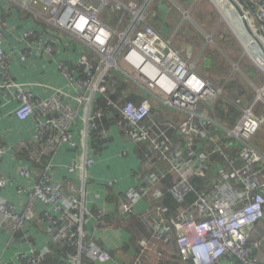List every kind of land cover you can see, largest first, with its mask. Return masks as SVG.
Returning <instances> with one entry per match:
<instances>
[{
    "label": "built area",
    "instance_id": "obj_1",
    "mask_svg": "<svg viewBox=\"0 0 264 264\" xmlns=\"http://www.w3.org/2000/svg\"><path fill=\"white\" fill-rule=\"evenodd\" d=\"M10 1L45 20L49 36L44 48L47 54L56 52V45L61 50L75 46V65L61 63L60 69L84 90V94L77 96L79 104L95 109L90 110L91 115L86 118L88 133L96 130L97 121L109 119L114 111L119 118L116 124L124 130L129 141L137 145L148 144L165 162L167 172H173L177 177L171 193L181 206L180 211L174 218L167 219L166 210L159 208L154 213V220L148 223L145 219L153 230V237L139 242L132 264H145V257L150 256H156L160 261L162 254L157 253L158 247L169 245L173 231L183 264H214L225 257H229L232 264H264L255 254L260 243L252 242L250 236L252 229L264 221V149L254 144L264 126L260 112L264 107V88L256 90L255 100L242 108L234 126L222 125L211 118L210 113L223 96V88L202 77L196 62L190 61L175 47L171 37L163 35L151 24L155 0ZM238 2L264 44V0ZM37 6H41V12ZM106 14L120 16L119 24L110 26L104 20ZM127 17L129 23L124 29L120 28ZM3 30L4 23L0 20V69L4 87L15 88L22 102L16 112L17 118L26 120L38 116L37 142L48 147L62 143L75 147L73 129L81 118L80 112L64 104L61 92L47 101L37 100L11 81L8 76L10 58L2 45ZM63 35L71 38L69 44ZM34 38L33 32L26 35L27 41ZM252 50L255 51H252L254 61L264 72V57L255 47ZM117 78L136 88L142 97L139 104L128 101L119 106L111 100ZM100 98L105 99V108L100 106ZM156 105L185 115L184 122L176 129L179 144L157 140L145 126ZM107 134L106 130L100 132L102 138ZM2 150L0 146V153ZM215 157L225 160L230 169L222 168L212 196L196 193L191 180L203 178ZM92 163V160L88 162ZM165 172L154 171L146 178L150 185L142 184L139 191H131L122 206V213L132 215L140 200L159 196L157 186ZM22 174L28 175L27 172ZM137 179L143 182L145 177L138 176ZM6 186L7 180L0 178V190ZM60 190L44 173L29 194L30 204L25 212H16L0 199V214L15 234L24 232L34 219L40 224H48L61 250L60 264H91V261L124 264L91 241L84 228L86 207L75 196V187H71V194H63ZM193 192L196 199L187 206L186 198ZM37 201L50 206L57 214L61 213V217L55 218L51 212L37 209ZM105 216L102 212L96 214L97 225ZM43 262L34 248L20 255V264Z\"/></svg>",
    "mask_w": 264,
    "mask_h": 264
},
{
    "label": "crops",
    "instance_id": "obj_2",
    "mask_svg": "<svg viewBox=\"0 0 264 264\" xmlns=\"http://www.w3.org/2000/svg\"><path fill=\"white\" fill-rule=\"evenodd\" d=\"M36 8L41 12V6ZM159 11L160 21H165L169 8L159 5ZM0 20L4 23L2 45L10 58L8 76L11 81L37 100L47 101L57 92H61L64 96V104L79 111L81 116L73 129L75 147L63 143L48 147L37 142L38 116H30L26 120L17 118L16 112L22 107V102L15 88L4 87L0 69V146L3 148L0 153V178L7 180L6 188L0 190V199L22 214L30 204L29 194L34 191L44 173H47L52 184L61 188L63 194L65 192L71 194V187L77 190L75 196L82 200L86 207L87 217L84 228L90 235L91 241L109 251L124 264H132L134 255L138 252L139 240L150 233L152 234L150 238L153 237V230L148 227L145 219L148 223L154 220V213L159 208L166 210L167 219L174 218L179 212L178 210L176 213H171L169 207L163 204L167 193L176 200L171 193L177 182L176 175L169 170L167 172L165 162L148 144L137 145L129 141L124 130L116 124L119 118L117 119L114 111L109 119L97 121L96 130L88 133L86 118L91 115L90 110L93 112L95 109L92 106L84 108L79 104L77 96L84 94V90L70 81L60 69L61 63L75 65L77 60L75 46H67L61 50L59 45H56L57 51L47 54L44 48L49 42L46 30L48 26L41 16L31 14L10 0H0ZM104 20L114 27L119 24L120 16L106 14ZM160 21L157 23L155 21V26L153 23L152 25L155 28L159 27L157 25ZM128 23L127 17L119 26L124 29ZM56 31L60 37L59 30ZM158 31L169 37L167 25H162ZM29 32H33L35 38L27 41L26 35ZM62 37L66 44H69L71 38L67 35ZM203 64L206 71L213 68V62L208 57ZM196 66L198 67L197 62ZM198 70L200 72L199 67ZM202 77L209 80L203 74ZM120 81L124 82L122 79ZM126 86L124 97L132 96V101L139 104L142 97L139 96L136 88L127 84ZM85 95L90 96L88 93ZM98 102L101 103L100 99ZM214 108L210 117L222 125L234 126L240 119L239 117L234 125H229L216 117ZM184 120L185 115L181 112L156 105L152 108L145 126L157 140H168L179 144L180 139L176 129ZM102 130L108 132L105 138L100 135ZM260 132L255 137L254 144L263 150ZM90 160L93 161L91 165L88 164ZM230 167L225 160L215 157L203 178L191 180L195 192L212 196L215 192V180L220 176L222 168L230 169ZM156 170L166 171L165 177L158 183L157 190L160 195L140 200L135 205L132 215H124L122 206L127 201V195L131 191H139L142 184L150 185L146 178ZM23 172H27L28 175H23ZM138 176L145 177L146 181H140L137 179ZM166 180L168 184L171 183L168 190H166L168 186ZM159 187H162V190ZM195 192L187 196L185 201L187 206L194 203ZM35 206L41 211L51 212L55 218L61 217V213L57 214L50 206H45L39 201L35 202ZM99 212L106 216L103 222L97 225L96 214ZM250 236L252 242L260 243L255 254L261 262H264V221L252 229ZM56 241L55 234L48 224H40L34 219L24 232L15 234L10 223L0 214L1 264H20V255L30 252L32 248L37 250L42 261L46 262L49 258L54 261L46 264H54L56 261L60 264L61 250ZM173 241H176L174 231L169 238V244ZM91 264L101 263L91 261ZM214 264L232 263L229 257H225Z\"/></svg>",
    "mask_w": 264,
    "mask_h": 264
},
{
    "label": "rangeland",
    "instance_id": "obj_3",
    "mask_svg": "<svg viewBox=\"0 0 264 264\" xmlns=\"http://www.w3.org/2000/svg\"><path fill=\"white\" fill-rule=\"evenodd\" d=\"M153 4L154 15L151 17V24L155 26L160 21L159 5L167 6L169 8L167 20L160 21L156 30L162 25H167L169 37L172 38L175 47L190 58V61L197 62L201 75L209 78L215 86L223 88V98L226 97L225 94L230 95L226 89L230 82L239 80L246 86L248 95L253 96V101L255 100L256 90L264 88V72L254 61L255 51L252 50L253 47L240 23L224 2L155 0ZM207 57H211L213 62L210 71L204 69L203 62ZM243 104L239 105L240 112L252 102ZM260 112L264 117V107ZM260 133L264 146V126Z\"/></svg>",
    "mask_w": 264,
    "mask_h": 264
},
{
    "label": "trees",
    "instance_id": "obj_4",
    "mask_svg": "<svg viewBox=\"0 0 264 264\" xmlns=\"http://www.w3.org/2000/svg\"><path fill=\"white\" fill-rule=\"evenodd\" d=\"M208 58L212 61L211 57ZM226 77L227 76H225V78ZM126 84L127 83L125 82H121L120 79L119 80L115 79V88L112 91L115 93L113 94V96L110 95V98L119 105H123L127 101H132V96L124 97V91L127 88ZM246 85H248V83H246ZM226 89L229 91L230 95L228 96L227 94H225L226 97L224 98L222 97L220 100L217 101L214 108V112L216 117L220 119L222 122H226L229 125H234L241 115L239 105L242 106L244 105L243 103L250 104L251 102H253L254 97L248 95L246 86L240 83L239 80L230 82V84L226 87ZM241 100H243V102ZM100 102H101L100 106L105 108L106 107L105 99L100 98ZM105 122L107 121H104V123ZM94 133H96V131ZM165 183L168 185L166 188V190H168V188L171 186V183L168 184L167 180L165 181ZM159 188L162 190V187ZM163 204L165 205V207L167 208L169 207L171 213H176L178 212V210L180 211L181 209V206L169 193H167L166 197L164 198ZM151 235L152 234L150 233L147 237L140 239L139 242L143 239H151L150 238ZM163 248H165L164 249L165 251L162 250ZM159 252L162 254V258L160 259V261L157 259L156 256H150L147 258L145 257L144 259L145 264H183L182 259L179 257V253L177 251L174 241L170 242L168 246L164 244H160L157 253ZM136 255L137 253L134 255V258ZM49 260L50 258L47 259L46 262H54L53 260L50 261ZM46 262L44 261L43 264H46ZM54 264H59V263L58 261H56Z\"/></svg>",
    "mask_w": 264,
    "mask_h": 264
},
{
    "label": "water",
    "instance_id": "obj_5",
    "mask_svg": "<svg viewBox=\"0 0 264 264\" xmlns=\"http://www.w3.org/2000/svg\"><path fill=\"white\" fill-rule=\"evenodd\" d=\"M217 1L224 2L225 6L231 9L235 17L238 19V23H240L243 32H245V36L264 57V44L260 40V38L255 34V32L252 30L249 20L245 15L238 0H217Z\"/></svg>",
    "mask_w": 264,
    "mask_h": 264
},
{
    "label": "bare ground",
    "instance_id": "obj_6",
    "mask_svg": "<svg viewBox=\"0 0 264 264\" xmlns=\"http://www.w3.org/2000/svg\"><path fill=\"white\" fill-rule=\"evenodd\" d=\"M219 2H221V1H219ZM234 14V13H233ZM235 18V17H234ZM236 19V18H235ZM238 20V19H237ZM249 23H250V25H251V27H252V21L251 20H249ZM252 30L255 32V29H254V27H252Z\"/></svg>",
    "mask_w": 264,
    "mask_h": 264
},
{
    "label": "clouds",
    "instance_id": "obj_7",
    "mask_svg": "<svg viewBox=\"0 0 264 264\" xmlns=\"http://www.w3.org/2000/svg\"><path fill=\"white\" fill-rule=\"evenodd\" d=\"M250 44L252 45V47H255L251 42H250ZM255 48H256V47H255ZM223 92H224V90H223ZM223 96H224V94H223ZM223 96H222V97H223ZM222 97H221V98H222ZM221 98H220V99H221ZM220 99H219V100H220Z\"/></svg>",
    "mask_w": 264,
    "mask_h": 264
}]
</instances>
